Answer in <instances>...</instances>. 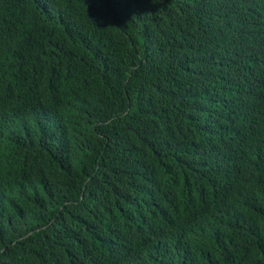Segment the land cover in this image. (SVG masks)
<instances>
[{
    "label": "trees",
    "instance_id": "obj_1",
    "mask_svg": "<svg viewBox=\"0 0 264 264\" xmlns=\"http://www.w3.org/2000/svg\"><path fill=\"white\" fill-rule=\"evenodd\" d=\"M0 264H264V0H0Z\"/></svg>",
    "mask_w": 264,
    "mask_h": 264
}]
</instances>
